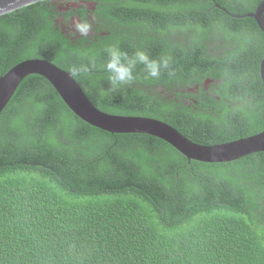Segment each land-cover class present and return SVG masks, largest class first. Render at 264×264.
Returning a JSON list of instances; mask_svg holds the SVG:
<instances>
[{
	"label": "trees",
	"instance_id": "1",
	"mask_svg": "<svg viewBox=\"0 0 264 264\" xmlns=\"http://www.w3.org/2000/svg\"><path fill=\"white\" fill-rule=\"evenodd\" d=\"M261 1L41 0L0 15V76L30 58L83 67L74 77L104 112L200 144L247 137L264 130V33L244 16ZM74 17L92 24L87 37L70 35ZM111 46L167 55L170 68L145 79L137 66L113 91ZM0 264H264V151L189 159L92 126L29 75L0 114Z\"/></svg>",
	"mask_w": 264,
	"mask_h": 264
},
{
	"label": "water",
	"instance_id": "2",
	"mask_svg": "<svg viewBox=\"0 0 264 264\" xmlns=\"http://www.w3.org/2000/svg\"><path fill=\"white\" fill-rule=\"evenodd\" d=\"M41 0H0V15ZM65 1V0H64ZM79 6L81 3H67ZM89 7L93 8L90 4ZM232 16L228 10H224ZM244 16L253 17L264 33V0L254 12ZM32 74L47 79L65 104L83 121L111 133H143L158 137L180 151L189 159L203 162H227L251 153L264 151V130L233 141L206 145L194 142L174 126L162 120L136 115H116L97 108L88 98L71 71L64 70L43 58L23 60L0 76V114L5 109L22 80ZM264 82V58L260 64Z\"/></svg>",
	"mask_w": 264,
	"mask_h": 264
},
{
	"label": "clouds",
	"instance_id": "3",
	"mask_svg": "<svg viewBox=\"0 0 264 264\" xmlns=\"http://www.w3.org/2000/svg\"><path fill=\"white\" fill-rule=\"evenodd\" d=\"M79 3V0H71ZM92 30V24L87 19L75 20L69 25L71 36L87 37ZM171 57L164 55L159 59L151 58L145 51L136 50L128 55L117 46L108 49V60L105 64V71L109 74L108 83L113 91H118L122 86L129 85L135 79L134 72L137 66H142L145 79H158L162 71L170 68ZM72 74L78 75L88 71L87 68L73 67Z\"/></svg>",
	"mask_w": 264,
	"mask_h": 264
},
{
	"label": "flooded vegetation",
	"instance_id": "4",
	"mask_svg": "<svg viewBox=\"0 0 264 264\" xmlns=\"http://www.w3.org/2000/svg\"><path fill=\"white\" fill-rule=\"evenodd\" d=\"M63 1H64V0H63ZM217 7L220 8V9H222L223 11L225 10V8L221 7L220 5H217ZM66 8L68 9L69 6H67ZM224 12H225V11H224ZM58 20H59L60 22H62L63 18H62V17H59ZM74 20H78V18H77V17L72 18V23H73Z\"/></svg>",
	"mask_w": 264,
	"mask_h": 264
}]
</instances>
